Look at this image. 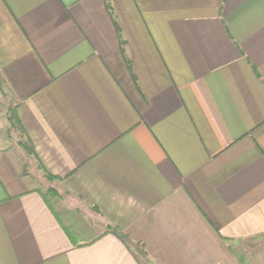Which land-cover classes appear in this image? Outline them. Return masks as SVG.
Segmentation results:
<instances>
[{
  "label": "crops",
  "instance_id": "1",
  "mask_svg": "<svg viewBox=\"0 0 264 264\" xmlns=\"http://www.w3.org/2000/svg\"><path fill=\"white\" fill-rule=\"evenodd\" d=\"M110 2L0 0V264H240L264 237V0Z\"/></svg>",
  "mask_w": 264,
  "mask_h": 264
},
{
  "label": "rangeland",
  "instance_id": "2",
  "mask_svg": "<svg viewBox=\"0 0 264 264\" xmlns=\"http://www.w3.org/2000/svg\"><path fill=\"white\" fill-rule=\"evenodd\" d=\"M9 95L10 94L7 91L6 86H5L3 80L1 79V76H0V111H4V110L7 111L6 107H8L9 115L12 114V116H13V106L14 105H13V103H11L12 102L11 100H7V99H9L8 98ZM3 101H6V102H3ZM13 124H14V127H13L14 129H12L13 130V140H15L16 136L21 135V131H20L17 124H15V123H13ZM26 143H27V141L24 144H26ZM13 147L17 151V147L16 146H13ZM39 185L42 188H44V190L46 189V186L43 183H41L40 181H39ZM45 193H46V196L48 197V200L52 204H55L53 192L51 190L48 191V189H46ZM257 240H260L261 243H257V244L252 243V244L248 245L247 247L243 246V245L236 247L240 264H263V262H264V237L259 238ZM133 248H134V251H137V256L140 259H143L144 250L139 248V247H133ZM133 248H132V250H133Z\"/></svg>",
  "mask_w": 264,
  "mask_h": 264
},
{
  "label": "trees",
  "instance_id": "3",
  "mask_svg": "<svg viewBox=\"0 0 264 264\" xmlns=\"http://www.w3.org/2000/svg\"><path fill=\"white\" fill-rule=\"evenodd\" d=\"M106 7H107V9L109 10V12H110L111 14H113V7H112V4H111L110 0H107ZM114 23H115L116 31H117V33H118V35H119V38H120V42H121V44H122L121 50H122V52H124V47H123L124 40L122 39L121 28H120V26H119V24H118V22H117L116 19H114ZM128 65H129V69L131 70V64H130L129 62H128ZM10 118H13L15 121H17V115H16L15 113H13V116L11 115ZM25 148H26L27 150H29V153H33V152H34V147H33V145L30 144V142H28V141H27V143L25 144ZM40 166H41V167H40ZM40 166H39L40 168L44 169V167H43L41 164H40ZM44 171L46 172V170H44ZM46 177H47L48 179H50V180H53V179L55 178V176L52 175V174L49 173V172H46ZM49 190H51V188H49L48 191H49ZM115 231H116V230H115ZM120 236H122V235H120ZM122 237H123V236H122ZM124 240H126V239L124 238Z\"/></svg>",
  "mask_w": 264,
  "mask_h": 264
}]
</instances>
